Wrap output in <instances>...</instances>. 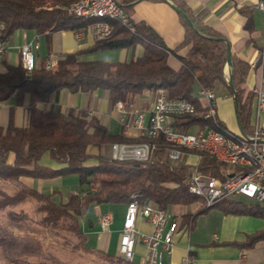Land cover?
Wrapping results in <instances>:
<instances>
[{
	"label": "trees",
	"instance_id": "1",
	"mask_svg": "<svg viewBox=\"0 0 264 264\" xmlns=\"http://www.w3.org/2000/svg\"><path fill=\"white\" fill-rule=\"evenodd\" d=\"M74 0H0V21L5 24L0 40L7 41L18 29L35 30L46 35L48 42L52 33L71 29L87 30L93 19L70 13L67 6ZM130 15L134 30L118 20H109L112 33L98 38L88 47L67 52L53 67L46 66V57L33 70L28 71L22 61L17 64L5 62L0 72V102L15 96L10 106L7 126L0 124V250L10 258L22 256H46L43 240L45 231H65L61 243L75 249L93 250L109 264H134L119 255L86 245L87 235L81 219L94 204H127L133 199L141 204L146 201L169 210L175 205H191L201 202L196 211L182 214V226L192 228L198 214L213 207L226 214L252 215L264 218V204L258 201L246 203L236 197H226L212 206H206L190 192L188 179L193 162H175L168 157L173 146L164 134L127 136L123 129L116 132L87 109L49 105L52 96L62 89L71 92H87L105 89L109 100L131 103L145 90L167 89L169 96L187 98L195 103L193 114L175 115L171 124L178 130L189 131L194 126L214 127L227 130L219 117L206 118L207 106L198 90L218 89L227 86L236 93L237 117L242 129L249 134L253 130L252 111L254 92L247 91L246 82L250 63L231 55L233 88L229 85L226 65L227 41L224 36L205 22L206 9L196 10L186 0H172L177 9L184 11L189 22L180 14L184 25L182 41L170 47L163 36L148 22L132 18L135 2L118 0ZM160 1V0H158ZM240 11L250 15V7ZM248 28L252 24L250 17ZM143 47L140 55L128 60L107 61L87 59L85 54L108 49ZM185 49L184 53L180 50ZM170 54L176 55L181 66L173 68ZM23 106L27 121L18 125L15 110ZM152 140L155 149L146 160H119L112 156L114 142H140ZM181 151H186L185 149ZM48 152L57 163L53 167L41 162ZM202 172L222 177L228 163L222 162L206 151H200ZM233 171L237 167H230ZM75 173L80 189L71 191L63 198L58 191L44 192L25 181V177L49 179ZM31 207L26 208V204ZM264 241V229L246 235L242 241H225L239 247H252Z\"/></svg>",
	"mask_w": 264,
	"mask_h": 264
},
{
	"label": "crops",
	"instance_id": "2",
	"mask_svg": "<svg viewBox=\"0 0 264 264\" xmlns=\"http://www.w3.org/2000/svg\"><path fill=\"white\" fill-rule=\"evenodd\" d=\"M186 1L196 10H207L204 19L205 22L224 36L230 46L231 55L241 57L250 63L259 54L264 41V13L255 6L258 0ZM242 6L250 7L251 11L249 16L240 11ZM248 17L251 20V29L247 26ZM132 18L136 21L144 20L151 24L163 36L165 42L170 47L177 46L183 39L184 25L180 19V13L173 5L172 0H138L135 2ZM95 40L96 37L89 31L82 38H78L75 31L66 29L52 33L49 43L46 35H40L35 30L18 29L6 41V50L0 54V72L5 70V62L11 64L19 63L21 61L20 47L32 41H38L40 45L36 51L37 62L39 64L45 57L51 58L56 63L64 53L75 52L88 47ZM142 52L143 47L141 44H138L134 48L102 50L85 54L83 57L107 61H124L133 56L140 55ZM180 52L184 53L185 49H181ZM168 62L175 69L181 66L180 59L174 54L169 55ZM262 74L260 68H252L250 66L244 84L247 91L252 90L253 87L259 84ZM215 91L216 101L222 97L235 105L234 95L229 92L227 86L220 85ZM157 92V90H145L133 102L124 103L127 108L138 109L144 113L145 126L149 125L151 110ZM217 92H220L221 95L218 96ZM198 93L200 98L205 101L204 96L200 94V90H198ZM6 101L0 102V124L3 126H7L10 106L15 103V100L13 104L7 103ZM52 104L60 106L62 110L69 107L87 109L89 113L98 116L113 131L118 132L123 129L127 136L141 135L138 128L134 126L125 128L122 125L120 111L116 108L115 104L110 102L109 93L105 89L100 88L87 92H71L67 88H64L57 95L54 94L52 96L49 105ZM255 106L256 101L254 95L252 123L255 119ZM235 114L236 117L233 124L235 128L231 125L229 126L225 120H221L225 122L229 130L242 132L239 127L237 112ZM14 118L16 124H24L27 121L26 109L23 106H18L15 110ZM43 162L53 167L58 166L50 158L44 159ZM27 178H24L25 181ZM124 205V209H119L118 206L114 205H96L98 215L104 211H111L114 214V222L110 228L107 230L101 228V233L97 239V249L107 251L110 247L111 227L115 225L117 215H122L124 219L127 204ZM184 206L187 205H175V211L173 213L182 217V214L187 212L183 209ZM210 213L212 217L207 221V225H199V218L196 219V237L193 234L195 225L192 228L181 226V229L174 236L172 252L165 255L166 261L170 264H179L182 258L189 254L192 257L190 264H264L263 240L256 242L252 247L246 248L239 247L235 244L224 243L225 241L233 240L242 241L246 238L247 234L264 229V218L252 215L226 214L220 209L215 211L208 210L204 212V215ZM139 225L145 230H151V225L147 220H140ZM200 226H202V229ZM85 229L87 230L86 227ZM96 232L98 231L95 229H90L88 232L85 231L87 240L89 239V234ZM120 235L121 232L117 236L118 243ZM114 254H118V251ZM144 254L145 246L138 242L133 263L143 264Z\"/></svg>",
	"mask_w": 264,
	"mask_h": 264
},
{
	"label": "built area",
	"instance_id": "3",
	"mask_svg": "<svg viewBox=\"0 0 264 264\" xmlns=\"http://www.w3.org/2000/svg\"><path fill=\"white\" fill-rule=\"evenodd\" d=\"M256 8L264 13V0H258ZM67 9L75 14H85L89 11H113L121 14L126 22H131L130 15L118 0H78L72 1ZM133 30H134V25ZM5 24L0 21V32ZM91 32L96 39L109 36L113 31V25L109 22L90 23L87 30L76 32L78 38H82L86 32ZM40 45L38 41H32L20 47L21 59L24 67L31 71L37 65L36 51ZM6 50V41L0 40V54ZM55 62L47 58L46 66L53 67ZM252 68L262 70V78L258 85L253 87L255 95V119L251 133L245 134L246 145L255 150L261 156V166L253 171H233L229 166L223 170L222 177L208 175L199 168V148L210 147L216 152H221L232 159L239 157V148L222 136L212 134L211 127L199 128L197 132L182 131L171 124V118L175 115L193 114L196 110L188 107L185 98L171 97L167 89H158L155 101L152 106L149 125H144V113L124 106V102L117 100L116 108L120 111V121L125 128L136 127L141 135L157 137L164 134L166 137H173V142H182L195 146L193 167L188 179L189 190L204 193L203 203L208 206L209 201H220L226 197L245 196L264 204V41L259 54L250 62ZM200 94L204 96L207 110L205 117L216 119V91L213 88H203ZM91 114V113H89ZM173 145V144H172ZM155 149L152 140L140 141L139 145L129 146V142H114L111 145V154L119 160L137 159L146 160ZM184 154H178L173 146L168 151L171 161L181 159ZM147 220L151 230L140 227L139 221ZM99 225L107 230L114 222V214L111 211H104L99 214ZM182 217L175 215L169 210L159 208L146 201L141 204L139 200L133 199L126 205L123 219V227L119 239L118 255L126 262L133 263L135 249L138 242L145 246L143 264H170L165 260V255L172 252L174 236L181 229ZM192 257L185 255L179 264H190ZM115 264V263H114Z\"/></svg>",
	"mask_w": 264,
	"mask_h": 264
},
{
	"label": "rangeland",
	"instance_id": "4",
	"mask_svg": "<svg viewBox=\"0 0 264 264\" xmlns=\"http://www.w3.org/2000/svg\"><path fill=\"white\" fill-rule=\"evenodd\" d=\"M21 56V54H20ZM49 58V57H48ZM47 60V58H46ZM22 61V59H21ZM227 68V67H226ZM217 95L220 96L221 93L217 92ZM15 97H11L8 99L6 102L7 103H14ZM115 104V103H114ZM125 106V104H124ZM126 107V106H125ZM216 107L218 110V117L222 120H225L226 123L230 126H234V121L236 117V111H235V105L232 102H228L225 100V98L219 99L216 101ZM133 109V108H131ZM133 110H138V109H133ZM140 111V110H138ZM199 126H194L190 129L191 132H197L199 129ZM235 128V127H233ZM129 143H134V142H129ZM190 152L186 151L184 155L181 157V159L175 161V162H193L195 160V156L189 155ZM49 153L46 152L41 159V162L44 163V159H49ZM51 159V158H50ZM26 181L33 187L44 191V192H52V191H58L61 193L63 198H66L67 194L71 191L76 190L77 192L79 191L80 183L78 179V175L75 173L68 174V175H63V176H58L54 178H49V179H40V178H31L28 177ZM0 184L3 186L11 189V185L8 183H3L0 181ZM239 200H242L246 203H250L252 201H255L253 199H249L245 196L238 195L236 197ZM31 203H27L25 206L26 208L31 207ZM99 204H94L90 207L89 211L87 214L82 217L81 222H82V227L84 228L85 231H89L90 229H95L98 232L89 234V239L86 242V245L92 249H97V239L98 236L101 233V227L98 222V210L97 206ZM100 205H111V204H100ZM153 205V203H152ZM120 209H124V204L121 205H116ZM201 206V202H196L191 205L184 206L183 209L186 211H196L199 209ZM219 208L213 207L210 210H217ZM209 210V211H210ZM173 213L175 211L174 206L169 209ZM213 213V212H211ZM205 214L200 213L197 216V219L199 218L198 223L199 225H207V221L209 220L210 217H212V214ZM204 215V216H203ZM123 226V216L122 215H117V219L115 222V225L111 227V245L107 249V251L111 253H116L119 248V243L117 242V236L121 232L122 229H120ZM87 228V230L85 229ZM199 227V226H198ZM202 229V226H200ZM200 229V230H201ZM204 231V230H203ZM193 234L194 237H196V221H195V226L193 228ZM70 236L68 232L65 231H45L43 240L45 243V250L51 255H44V256H22L18 258H10L5 256L2 251L0 250V264H109L99 253L93 250H85V249H75L71 246H67L65 244H62L61 241L64 236ZM118 255V254H116Z\"/></svg>",
	"mask_w": 264,
	"mask_h": 264
},
{
	"label": "bare ground",
	"instance_id": "5",
	"mask_svg": "<svg viewBox=\"0 0 264 264\" xmlns=\"http://www.w3.org/2000/svg\"><path fill=\"white\" fill-rule=\"evenodd\" d=\"M78 1V0H74ZM78 17H85V18H91L93 19L91 23L94 22H109V20H118L122 24L128 26L130 29H133L132 23L124 21V19L121 17V14L115 13L113 11H89L85 14H75V12H70ZM109 24H111L109 22ZM160 89H165L161 87ZM185 103L188 105V107H191L192 109H196V105L191 100L185 98ZM211 118V117H206ZM211 131L212 134L222 136V139H226L232 144L236 145L237 148H239V157L232 159V157L225 156L221 152H216L215 150L211 149L210 147H202L199 148L200 151H206L213 156H215L217 159H219L222 162L228 163L230 165L236 166L238 170L242 171H253L256 168H259L261 166V156L258 155V153L255 150H252L251 147H245L246 145V138L245 134L243 132H234L229 129L227 130H219L212 126ZM166 139L173 144V149L178 152V154H184L186 151L190 152L189 154L192 155V153H195V146L192 144H185L182 142H173V137H166ZM139 145V142L129 143V146H136ZM178 147L185 149L186 151H181ZM193 194L197 195L202 201H204V193L203 192H196V190H190ZM218 201H209L208 206H212L216 204Z\"/></svg>",
	"mask_w": 264,
	"mask_h": 264
},
{
	"label": "water",
	"instance_id": "6",
	"mask_svg": "<svg viewBox=\"0 0 264 264\" xmlns=\"http://www.w3.org/2000/svg\"><path fill=\"white\" fill-rule=\"evenodd\" d=\"M176 9H177V8H176ZM177 10H178V12H179L181 15H183V16H184L189 22H191L190 19L186 16V14L184 13L183 10H181V9H177ZM227 56H228V61H227V65H226V67H227V72H228V77H229L228 83H229V85L233 88L232 75H231L232 57H231V50H230V46H229V44H227ZM233 95H234L235 109H236V112H237V111H238V102H237V97H236V93H235V91H234V94H233ZM238 122H239V121H238ZM239 127H240L241 131L244 132L243 129H242V126H241L240 122H239Z\"/></svg>",
	"mask_w": 264,
	"mask_h": 264
}]
</instances>
